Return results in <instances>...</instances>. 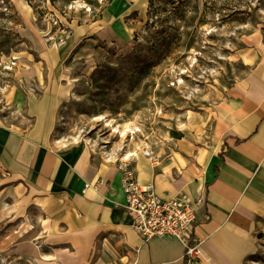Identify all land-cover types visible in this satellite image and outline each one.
Masks as SVG:
<instances>
[{
	"label": "rangeland",
	"instance_id": "rangeland-1",
	"mask_svg": "<svg viewBox=\"0 0 264 264\" xmlns=\"http://www.w3.org/2000/svg\"><path fill=\"white\" fill-rule=\"evenodd\" d=\"M256 31L264 0H0V110L26 116L49 86L50 138L106 160L137 152L117 165L188 143L212 149L213 108L248 74L241 57ZM107 122L134 130L122 137ZM24 228L0 231V264H27L36 241ZM252 234L241 264H264V216Z\"/></svg>",
	"mask_w": 264,
	"mask_h": 264
},
{
	"label": "crops",
	"instance_id": "crops-1",
	"mask_svg": "<svg viewBox=\"0 0 264 264\" xmlns=\"http://www.w3.org/2000/svg\"><path fill=\"white\" fill-rule=\"evenodd\" d=\"M248 42L241 57L248 74L213 108L212 149L188 143L156 163L139 156L131 163L139 183L153 184L159 195H204L199 264H241L253 247L255 220L264 216V31ZM48 91L29 97L26 116L0 110L4 239L25 226L20 235L36 241L20 257L27 264H185L179 239L144 242L132 228L119 164L52 144Z\"/></svg>",
	"mask_w": 264,
	"mask_h": 264
},
{
	"label": "built area",
	"instance_id": "built-area-1",
	"mask_svg": "<svg viewBox=\"0 0 264 264\" xmlns=\"http://www.w3.org/2000/svg\"><path fill=\"white\" fill-rule=\"evenodd\" d=\"M121 186L124 192V209L131 226L144 241L152 237H173L184 245L185 264H199L203 239L197 229L204 219L201 211L205 203L203 194L193 197L177 193L171 197L159 195L153 184L142 185L130 161L119 164Z\"/></svg>",
	"mask_w": 264,
	"mask_h": 264
},
{
	"label": "bare ground",
	"instance_id": "bare-ground-1",
	"mask_svg": "<svg viewBox=\"0 0 264 264\" xmlns=\"http://www.w3.org/2000/svg\"><path fill=\"white\" fill-rule=\"evenodd\" d=\"M75 29H76V33H79L82 28H81V26H76ZM96 118L97 119H101L100 116H96ZM107 123H108L107 125H110L111 132H113V133L114 132L119 133V135H121L122 137L126 133L130 132L131 130H134L132 127H129V126H124V127L120 128L117 124H113V123L110 124V122H107ZM69 138L72 141H77L78 140L77 136H75V135L70 136ZM67 142H68V139H66V138L52 139V144L55 145V146H57V147H65V146H67ZM89 147L90 146L88 144V145H86L85 148L86 149H89ZM145 154L148 155L149 153H145ZM134 155L136 156L137 155V152L125 151V152H122L119 157H116L115 153H110V154L107 153L105 155V157L107 159H110L112 161H115L117 159L126 160V159H129L131 156H134Z\"/></svg>",
	"mask_w": 264,
	"mask_h": 264
}]
</instances>
